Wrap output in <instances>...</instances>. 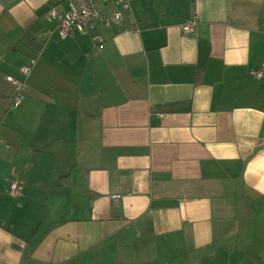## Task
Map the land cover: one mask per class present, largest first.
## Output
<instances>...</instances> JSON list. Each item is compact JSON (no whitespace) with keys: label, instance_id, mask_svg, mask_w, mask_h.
Returning a JSON list of instances; mask_svg holds the SVG:
<instances>
[{"label":"crops","instance_id":"crops-1","mask_svg":"<svg viewBox=\"0 0 264 264\" xmlns=\"http://www.w3.org/2000/svg\"><path fill=\"white\" fill-rule=\"evenodd\" d=\"M51 8L0 0V264H264V0Z\"/></svg>","mask_w":264,"mask_h":264},{"label":"built area","instance_id":"built-area-1","mask_svg":"<svg viewBox=\"0 0 264 264\" xmlns=\"http://www.w3.org/2000/svg\"><path fill=\"white\" fill-rule=\"evenodd\" d=\"M131 0H66V8L62 12L51 8L49 13L57 19L56 31L59 36L65 37L73 32H85L93 28V21L99 19L107 27L117 26L122 24L124 12L130 8ZM108 6L109 12L102 15L99 12L98 6ZM197 24V16L192 14L188 19L180 25V29L184 33L194 31ZM95 41H101L98 35H94ZM30 62H33L31 60ZM20 72L27 75L30 71V66L23 65L19 68ZM251 75L259 77L260 71L253 70ZM14 87L15 94L11 102L18 104L22 99V91L26 87L24 81L9 77L8 78ZM9 193L17 196L20 193V185L11 183ZM113 197H117L114 195Z\"/></svg>","mask_w":264,"mask_h":264},{"label":"trees","instance_id":"trees-1","mask_svg":"<svg viewBox=\"0 0 264 264\" xmlns=\"http://www.w3.org/2000/svg\"><path fill=\"white\" fill-rule=\"evenodd\" d=\"M40 236H37L35 239H33L32 244H35V242H37V240L39 239Z\"/></svg>","mask_w":264,"mask_h":264},{"label":"rangeland","instance_id":"rangeland-1","mask_svg":"<svg viewBox=\"0 0 264 264\" xmlns=\"http://www.w3.org/2000/svg\"><path fill=\"white\" fill-rule=\"evenodd\" d=\"M98 8H99V6H98Z\"/></svg>","mask_w":264,"mask_h":264}]
</instances>
